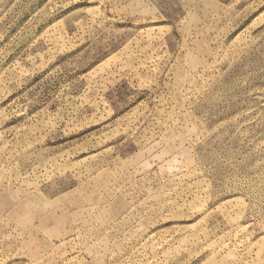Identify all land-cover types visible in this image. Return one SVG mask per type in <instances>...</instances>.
I'll return each instance as SVG.
<instances>
[{
  "label": "rangeland",
  "instance_id": "374dc122",
  "mask_svg": "<svg viewBox=\"0 0 264 264\" xmlns=\"http://www.w3.org/2000/svg\"><path fill=\"white\" fill-rule=\"evenodd\" d=\"M0 264H264V0H0Z\"/></svg>",
  "mask_w": 264,
  "mask_h": 264
}]
</instances>
